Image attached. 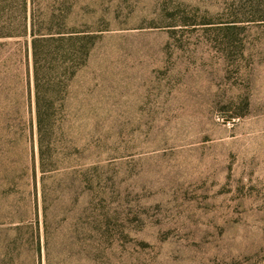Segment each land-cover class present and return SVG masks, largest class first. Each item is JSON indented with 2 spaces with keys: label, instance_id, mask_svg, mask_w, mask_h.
Wrapping results in <instances>:
<instances>
[{
  "label": "rangeland",
  "instance_id": "1",
  "mask_svg": "<svg viewBox=\"0 0 264 264\" xmlns=\"http://www.w3.org/2000/svg\"><path fill=\"white\" fill-rule=\"evenodd\" d=\"M69 6L97 37L67 99L74 166L48 173L44 196L29 38H0V264H26L8 250L24 217L41 238L45 222L48 264H264V0ZM3 11L18 19L20 1ZM81 170L94 191L62 174Z\"/></svg>",
  "mask_w": 264,
  "mask_h": 264
},
{
  "label": "trees",
  "instance_id": "2",
  "mask_svg": "<svg viewBox=\"0 0 264 264\" xmlns=\"http://www.w3.org/2000/svg\"><path fill=\"white\" fill-rule=\"evenodd\" d=\"M20 1V16L10 20V16H0V38L28 37L31 57V76L33 86V104L28 92V110L33 109L32 118L26 123V130L31 138L33 126L37 145V164L34 158L31 166V177L35 181L36 170L39 172L41 192L44 196V180L48 173L67 169L72 165L69 160L73 141L69 134L70 110L67 99L75 80L77 71L83 65L90 51L96 34L82 31L70 24V6L72 0H26ZM47 2L39 7L37 2ZM40 2V3H41ZM51 2V4H48ZM7 15V13L5 14ZM61 151L64 162L59 160ZM70 161V162H69ZM95 173L96 169H91ZM86 171H63L64 175L78 174L79 185L85 184L88 189H95L97 176L85 178ZM80 174V175H79ZM100 222L92 218L87 222L84 243L93 254L101 243ZM12 233L8 243L9 257L13 263L23 257L26 264H41L42 257L49 262V235L43 221V238L39 222L20 218L9 228ZM84 234V235H85ZM80 243V242H78ZM81 245V244H80ZM70 251V250H69ZM44 253V254H43ZM71 256H74L72 250ZM44 255V256H43Z\"/></svg>",
  "mask_w": 264,
  "mask_h": 264
}]
</instances>
